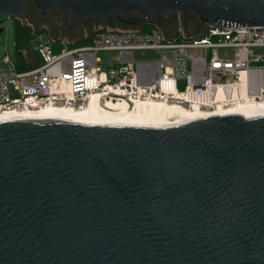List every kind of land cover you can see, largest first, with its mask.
<instances>
[{"label":"water","instance_id":"95a60500","mask_svg":"<svg viewBox=\"0 0 264 264\" xmlns=\"http://www.w3.org/2000/svg\"><path fill=\"white\" fill-rule=\"evenodd\" d=\"M30 2L84 19L264 27V0H0V17L19 21ZM0 264H264V112L0 122Z\"/></svg>","mask_w":264,"mask_h":264},{"label":"built area","instance_id":"2783aa9c","mask_svg":"<svg viewBox=\"0 0 264 264\" xmlns=\"http://www.w3.org/2000/svg\"><path fill=\"white\" fill-rule=\"evenodd\" d=\"M39 37H45L40 35ZM185 43H173L155 27L151 31H99L86 47L54 53L41 39L40 65L27 70L0 71V112L56 108L82 109L92 96L115 103L156 100L183 109L215 112L242 101H264V27H212ZM220 49L232 50L231 59ZM136 50H151L160 59L138 62ZM99 51L118 52L108 63ZM10 63L9 58L3 59ZM107 68V69H105ZM243 74L252 77L247 89Z\"/></svg>","mask_w":264,"mask_h":264},{"label":"rangeland","instance_id":"374dc122","mask_svg":"<svg viewBox=\"0 0 264 264\" xmlns=\"http://www.w3.org/2000/svg\"><path fill=\"white\" fill-rule=\"evenodd\" d=\"M34 3L35 2L31 3L32 5L29 6V11L26 13L25 17L19 21L13 18L0 17V20H4V23L0 25V27L5 29L0 38V71L12 70L13 66H16L18 71L27 70L33 65L35 67L39 66L40 57L37 49L41 43V39L51 41L54 53H60L61 50L66 47L64 44H62V41L66 42L69 48L86 47L92 43L93 36L99 31H127V28H124L121 25L119 26L118 24L119 22L122 23L123 20H127L126 18L122 17H118V20L115 21V24L112 23V21L109 23V20H104L105 18H102L103 20L95 19V21H93L94 25L92 29L86 28L83 25L84 23H81L79 28L74 29L73 27L72 30H66L63 23L61 25L56 24V14L51 15L53 13H49L48 16L50 17V21L45 20L46 17L43 13V10L42 12L37 13V4L35 3V5ZM34 13H36V19L35 21L34 19L31 21L30 16ZM177 18L178 21L182 23L183 16L178 14L176 19ZM156 19L152 17L151 20H144V24L140 28H147V32H149L152 30L148 26L149 22H151L150 24L154 27L159 25V23L162 25L168 23V21H163L164 19L161 17H157ZM18 23L27 33L22 44L17 43ZM167 33L172 36L168 37L167 41L173 43L189 42L194 39L196 35L198 36V34L194 32H192L190 35V33L187 32L181 26V24L176 25L174 28L169 26V28H167ZM40 35H44L45 37H39ZM254 52L256 55L264 56V48H256ZM117 54L118 52H97V56L101 58L104 63L110 62L111 58ZM218 55L221 58L231 59L233 53L230 49H220L218 51ZM133 57L138 62H151L160 59V55L151 50H136L133 52ZM4 58H9L10 63H4ZM21 59L23 62L20 61Z\"/></svg>","mask_w":264,"mask_h":264},{"label":"bare ground","instance_id":"6f19581e","mask_svg":"<svg viewBox=\"0 0 264 264\" xmlns=\"http://www.w3.org/2000/svg\"><path fill=\"white\" fill-rule=\"evenodd\" d=\"M252 79L249 74H243L241 86L247 89ZM264 112V101H242L229 107L219 106L215 112L201 109L191 110L172 106L152 99L139 100L134 104L115 103L103 100L98 96H92L89 103L82 109L56 108L46 106L40 109H22L0 112V122L19 120H61V121H82L102 122L124 126L142 125H171L195 123L211 118L230 116H242L246 114Z\"/></svg>","mask_w":264,"mask_h":264},{"label":"trees","instance_id":"16d2710c","mask_svg":"<svg viewBox=\"0 0 264 264\" xmlns=\"http://www.w3.org/2000/svg\"><path fill=\"white\" fill-rule=\"evenodd\" d=\"M32 2H30L29 6H31ZM35 4V3H34ZM36 5V4H35ZM36 10L37 13L38 12H42V9H40L37 5H36ZM183 16V21L182 23L178 21V18L176 19L177 15H173V16H161L162 19H164L163 21H168V23L162 25L161 23H159V25L155 26L158 27L166 36V39L168 37H172L170 36L169 33H167V28H169V26L171 27H175L178 24H181V26L190 33L194 32L197 33L198 36L196 35V37L194 39H199L202 38L201 36L209 29V25L207 23H205L200 17L195 16L194 14H181ZM154 17L155 19L158 16H150L148 18H144L143 15L139 14V13H132L130 15L127 16H123L122 18H126V19H133L129 24H123V23H118L119 26L121 25L124 28H127V30H134V31H147V28H140L143 24H144V20H151V18ZM186 17V18H185ZM31 21H35L36 19V13L32 14L30 16ZM118 18V17H115ZM160 18V17H158ZM161 19V20H162ZM118 20V19H117ZM157 20V19H156ZM159 20V19H158ZM162 22V21H161ZM151 22H149L150 24ZM150 29L155 28L154 26H152L151 24L149 25ZM164 26V27H163ZM136 29H140V30H136ZM201 33V34H200ZM27 35L26 31L21 27V25L18 23V29H17V43L18 44H22L24 37ZM192 39V40H194ZM90 44V43H89ZM22 60V59H21ZM20 60V61H21ZM23 62V61H22Z\"/></svg>","mask_w":264,"mask_h":264},{"label":"flooded vegetation","instance_id":"af4514ba","mask_svg":"<svg viewBox=\"0 0 264 264\" xmlns=\"http://www.w3.org/2000/svg\"><path fill=\"white\" fill-rule=\"evenodd\" d=\"M44 14H45V17H46L45 20L50 21L49 20L50 17L48 16L49 13H44ZM55 14L57 15V17H56V24H60L61 25L63 23L66 30L67 29L68 30L69 29L72 30L73 27H74V29L75 28H79L81 26V23H84L83 25L86 28L92 29L93 28V25H94L93 21H95V19H99V20L102 19V18H88V19H84V18H79V17L73 16V15H71L69 13H66V12H62V11L55 12V13H53L51 15H55ZM60 14H62V15H60ZM104 20H109V23H111V21H112V23L115 24V21H117V18H111V19H106L105 18ZM62 29H63V27H62Z\"/></svg>","mask_w":264,"mask_h":264}]
</instances>
